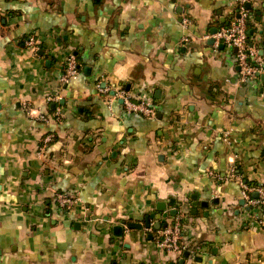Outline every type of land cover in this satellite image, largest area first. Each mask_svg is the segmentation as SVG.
Returning <instances> with one entry per match:
<instances>
[{
  "label": "crops",
  "instance_id": "crops-1",
  "mask_svg": "<svg viewBox=\"0 0 264 264\" xmlns=\"http://www.w3.org/2000/svg\"><path fill=\"white\" fill-rule=\"evenodd\" d=\"M246 3L249 45L264 58V0ZM236 10L0 0V264H264V226L240 186H264V75L240 83L235 49L208 43ZM68 54L80 73L63 84ZM119 89L154 116L128 111ZM56 192L75 204L60 208ZM159 202L176 210L166 225L181 223L179 255L155 245Z\"/></svg>",
  "mask_w": 264,
  "mask_h": 264
},
{
  "label": "built area",
  "instance_id": "built-area-1",
  "mask_svg": "<svg viewBox=\"0 0 264 264\" xmlns=\"http://www.w3.org/2000/svg\"><path fill=\"white\" fill-rule=\"evenodd\" d=\"M237 10L233 17L232 22L225 28L218 30L213 34L214 43L223 44L235 49V59L238 66V81L240 83L247 82L256 76L264 75V58L259 56L257 49L249 45L247 25L249 19V12L245 8L246 0H235ZM182 24L187 26L189 21L183 18ZM26 46H35L33 37L24 39ZM79 67L77 60L73 54H68L63 62V71L61 75V82L66 84L75 79L79 75ZM98 89L107 94L108 89L100 87ZM118 96L121 98L125 108L128 111L136 112L145 117L154 116V107L150 104L139 101L133 102L130 97L122 89L117 91ZM58 96H48L47 103H57ZM44 122H49L45 116L39 117ZM54 134H47L41 142L38 150V155H42L47 145L53 140ZM231 176L234 177V169H231ZM241 197L246 205L253 208L257 212V223L264 226V186L251 185L246 182L240 181ZM256 193L257 197L254 198L252 194ZM56 204L63 209H70L76 202V199L64 192H56L54 194ZM182 226L178 219H175L171 224L166 225L163 229L158 231L155 238V245L161 250L172 252L174 254H181L184 245L182 237Z\"/></svg>",
  "mask_w": 264,
  "mask_h": 264
},
{
  "label": "water",
  "instance_id": "water-1",
  "mask_svg": "<svg viewBox=\"0 0 264 264\" xmlns=\"http://www.w3.org/2000/svg\"><path fill=\"white\" fill-rule=\"evenodd\" d=\"M245 6L248 8V7H249V4L246 3ZM216 32H217V29H213V30H212V34H215ZM257 40H260V38H257ZM208 43H209V44L214 43V39H213V38H210V39L208 40ZM262 44L264 45V40L262 41ZM220 47H222V44H220ZM261 54H262V52H261ZM51 107L54 108L55 105L52 104ZM252 196H253L254 198H256V197H257V194L254 193V194H252ZM241 202H242V201H241ZM202 206H205V207H206V206H207V202H202ZM157 209H158L159 211H163L161 214H159V216H157L158 219L162 218L161 221H163V222L165 221V218H166L167 214H170V215H175V214H176V210H171V211H169V212H165V211H164V210H165V204H164L163 202H159V203L157 204ZM154 216H155L154 214H151L150 217L152 218V217H154ZM147 219H148V218H146V222H145V225H146V226H148V225H147V223H148V222H147ZM165 226H166V224H165V222H164V223H163V228H164ZM127 227H128L129 229H131V228H138V229H141V228H142V226H141L140 224H135V223H129V224L127 225ZM154 228H155V229H159V228H160V222H157L156 224H154ZM114 230H115L117 236H121V234L123 233V227L120 226V225L115 226V227H114ZM183 256H184V257L188 256V251H184V252H183ZM179 263H180V264L183 263V260H180Z\"/></svg>",
  "mask_w": 264,
  "mask_h": 264
},
{
  "label": "trees",
  "instance_id": "trees-1",
  "mask_svg": "<svg viewBox=\"0 0 264 264\" xmlns=\"http://www.w3.org/2000/svg\"><path fill=\"white\" fill-rule=\"evenodd\" d=\"M249 12V11H248ZM234 17V16H233ZM249 28H250V23H248V25H247V34H248V36H249ZM76 58V57H75ZM249 184V183H248Z\"/></svg>",
  "mask_w": 264,
  "mask_h": 264
}]
</instances>
